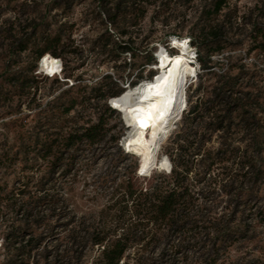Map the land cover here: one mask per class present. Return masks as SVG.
I'll use <instances>...</instances> for the list:
<instances>
[{
    "label": "rangeland",
    "instance_id": "rangeland-1",
    "mask_svg": "<svg viewBox=\"0 0 264 264\" xmlns=\"http://www.w3.org/2000/svg\"><path fill=\"white\" fill-rule=\"evenodd\" d=\"M55 1L0 0V264H100L97 259L103 245L95 244L96 238L106 236L110 243L125 233V204L117 200L125 195L128 179L133 177L135 185L145 187L158 179L151 175L166 172L155 168L147 175L148 178L142 177L138 174V167L144 163L143 155L125 151V138L136 136L145 141L144 132H149L159 116L145 107L137 108L138 97L132 93L133 89L137 90L141 83L149 80L150 74H158L153 62L146 64L138 76H134L149 57L158 60L157 56L170 47L166 42L170 32L177 30L182 34L180 39L184 45L186 41L190 43L186 30L199 12L198 5L187 9L188 25L180 30L175 24H162L159 18L153 20V10L145 18L136 16L129 24L125 16L117 17L111 3L115 0H72L61 9H53ZM256 2L234 0L240 14L246 12L247 15L250 14L248 7H253ZM121 10H125V2ZM250 21V18L239 19L237 38L251 27L246 23ZM34 24L41 26L40 32L45 27V31L61 34L66 49L73 50L60 58L62 66L66 65L68 71L74 72L71 79L64 78V72L60 73L61 66L59 72H52L58 74L54 78L44 77L39 73L45 71L42 59L34 72L36 81L31 86H19L18 80L14 81L16 77L26 76L29 73L27 69L33 65L34 51L29 48L19 53L17 46L31 36ZM125 30L129 31L126 36L122 35ZM108 33L118 42L129 41L136 48L135 57L124 52L119 60H108L102 53L104 45L111 48L107 41ZM186 47L177 45L179 52L172 56L181 55L184 64L177 87V106L183 103L186 112L196 102L200 104L190 117L191 158H211L210 150L224 146L226 150L223 149L225 155L222 156L226 160L219 166L215 165L214 172H224L227 176L239 174V159L256 156L251 132L244 127L247 122L243 123L238 115L240 108L233 111L229 129L214 131L212 124L239 97L251 98L256 94L257 86L264 88V54L258 55L256 51L246 54L248 43L234 50L228 47L213 56L214 67L209 72L203 70L197 60L186 62L197 52L192 44ZM256 63L263 70V79L252 74ZM116 72H124V75L134 72L129 80L121 83L125 90L123 95L112 99L116 112H105L108 98L98 96L91 101L81 98L80 84H92L105 74ZM80 76L83 79H78ZM231 77L235 79L231 81L233 90L229 91L224 86ZM190 95L191 102L187 105ZM72 104L74 107L67 111ZM248 107L258 108L257 105ZM135 109L137 116L134 115ZM181 110L172 116L167 134H163L158 143L152 160L154 165L157 158L167 155L169 148H176L169 135L173 122L182 114ZM259 115L264 116L262 113ZM100 117L107 123L108 130L98 142L79 143L69 152L55 146L44 151L42 143L48 146L51 142L56 144L64 132L80 129V126ZM199 146L202 148L196 154ZM258 158L264 161V152ZM33 165L34 168L31 167ZM228 203L232 207L225 210ZM261 203L254 204L252 200L245 206L240 205L236 222L243 226L249 224V229L255 225L257 231L262 232L264 226L256 223L253 214ZM218 204L215 205L218 215L224 211L231 215L236 213L233 210L236 202H231L230 196ZM178 243L179 239H176L171 244L161 242L148 249L132 247L126 254L157 257L173 253L174 245ZM237 249L238 245L231 249L235 257L243 247ZM208 253H211L209 246H198L196 249H184L181 255L197 257ZM121 264L125 263L121 261Z\"/></svg>",
    "mask_w": 264,
    "mask_h": 264
},
{
    "label": "trees",
    "instance_id": "trees-1",
    "mask_svg": "<svg viewBox=\"0 0 264 264\" xmlns=\"http://www.w3.org/2000/svg\"><path fill=\"white\" fill-rule=\"evenodd\" d=\"M69 1L72 0H56L52 3V7L61 9ZM123 2H125V10H121ZM111 3L112 8L117 11V17L125 16V21L129 24L133 23L136 16L145 18L150 10H153V20L159 18L162 24H175V27H179L180 30L188 25L189 18H187L186 10L198 5L199 12L186 31L190 37V44L196 47L197 60L203 70L212 71L213 56L228 47L234 50L248 43L246 54L252 51H256L258 55L264 54V0H257L253 7H248L249 15L246 12L240 14V8L234 0H115ZM241 18H250L251 21L246 23H250L251 27L245 29L239 36L240 38H237ZM40 28V25L34 24L31 36L17 46L19 53L29 48L35 53L33 65L27 69L29 73L26 76L14 78V81L16 79L20 83L19 86L32 85L36 81L34 72L42 59V68L52 74L59 70L60 60L63 59L65 53L73 51L66 49V43L61 34L45 31V27L40 32ZM128 34V30L122 32V35ZM168 35L166 42L170 47L163 48L164 53L157 56L159 61L155 56L154 60L149 57L148 62L142 65L134 77L138 76L146 64L151 62H153L152 65L165 64L174 53L179 52L176 50L177 46L174 44L171 46V44L173 40L181 38L182 34L174 30ZM148 39L149 36L145 38V41ZM107 41L111 43V48L104 45L102 53L108 60L117 61L124 52H129L135 57L136 48L129 41L118 42L111 33H108ZM66 69V65L63 66L60 73L64 72V78L71 79L75 74ZM262 71L260 64L256 63L252 74L261 79ZM39 73L46 78H54L58 75L50 76L48 73ZM132 73L128 72L126 75L124 72L107 73L98 82L80 84L78 91L81 92L83 100L91 101L98 96L108 98L109 103L105 104L104 110L107 113H113L117 110L112 99L123 95L125 90L123 91L121 83L129 80ZM156 74V72L150 74L148 79H154ZM78 79L83 78L80 76ZM234 79L235 77H231L229 83H225L224 89L228 87V90L232 91L231 81ZM255 91L256 94L251 98L239 97L238 101L224 110L223 115H219L218 120L212 124L214 131H220L225 127L229 129L231 123L228 122L231 121L233 111L240 108L238 115L243 123L247 122L244 127L249 128L251 132L252 147L256 156L240 158V172L232 176L224 175V172H214V166H219L226 160L222 156L225 155L224 146L210 150L211 158H191L190 117L198 110L200 104L196 102L186 112V109L183 110V103L178 105L177 110L182 109L183 111L181 116L173 122L171 128L173 130L169 135V139L176 145V148H169L167 155L164 154L161 158H157L155 165L152 162L154 157L149 163H145L143 159L146 165L140 163L141 168L138 167V174L148 178L147 175L155 168L164 171L172 169L169 172L154 173L151 177L157 176L158 179L145 187L135 185L133 177L128 179L125 185V195L117 200L125 204V233L110 243L106 236L96 238L94 243L103 245L102 253L97 259L100 264H121V261L125 264H264V230L258 232L255 225L253 229H249V224L243 226L236 222L240 205L245 206L252 200L254 204L259 201L261 203L262 199L264 201V193H262L264 161L258 158V155L264 152V116L259 115L264 114V88L257 86ZM187 99L188 105L191 102V95ZM73 105L69 106L67 111H70ZM249 105H257L258 108L253 110L248 107ZM138 107L144 106L137 104ZM124 108L126 110L127 105H124ZM134 115L137 116V109ZM106 125L107 123L100 117L97 121L80 126V129L64 132L56 144L51 142L48 146L42 143V146L45 152L52 150L54 146L64 152H69L79 143L85 141L95 143L101 140L107 133ZM151 129L152 127L149 132ZM201 148L199 146L198 152L195 153L199 154ZM31 167L34 168V165ZM27 177L30 179L31 176ZM226 196L231 197V202H236L237 206L233 209L236 210L234 215L228 214V211L218 215L215 205H219L218 203ZM231 207L232 204L228 203L225 210ZM253 214L256 223L264 226V202L259 204ZM176 239H179L180 243L174 245L173 253H163L157 257L138 253L126 254L132 247L148 249L161 242L171 244ZM235 245L236 248L238 245L237 250L243 247L236 257L231 250ZM198 246H209L211 253L197 257L181 255L184 249H196ZM124 253L125 258H123Z\"/></svg>",
    "mask_w": 264,
    "mask_h": 264
},
{
    "label": "bare ground",
    "instance_id": "bare-ground-1",
    "mask_svg": "<svg viewBox=\"0 0 264 264\" xmlns=\"http://www.w3.org/2000/svg\"><path fill=\"white\" fill-rule=\"evenodd\" d=\"M178 40L179 41L175 40L173 44L175 45L176 42L179 47L188 48L186 47L187 41L186 45H184L180 38H178ZM186 62L189 63L191 61L188 58ZM162 66L166 67L155 77V79L141 83V86H139L137 90H132L134 96L138 97L137 101L139 104L159 114L149 132V135L148 130L144 132L145 139L148 138L147 141H143L136 136L125 138V146L128 152L142 154L145 163L151 162L152 158L155 156L156 150L158 149V143L161 142L160 140L162 139L163 134H165L168 129L170 119L178 108L177 103L179 100L177 96V87L184 67L183 57L181 55L172 56L168 63L166 62L164 65L162 64Z\"/></svg>",
    "mask_w": 264,
    "mask_h": 264
},
{
    "label": "built area",
    "instance_id": "built-area-1",
    "mask_svg": "<svg viewBox=\"0 0 264 264\" xmlns=\"http://www.w3.org/2000/svg\"><path fill=\"white\" fill-rule=\"evenodd\" d=\"M194 55V54H193ZM192 60L194 61V62H196V60H197V56L196 55H194L193 57H192ZM198 61V60H197ZM60 66H61V71H62V68H63V66H62V62H60ZM52 76L53 75H55V74H51ZM125 151H127L128 152V150H127V148L125 147ZM128 153H130V152H128ZM171 167H172V165H171ZM171 169L172 168H170L169 170H166V171H171Z\"/></svg>",
    "mask_w": 264,
    "mask_h": 264
},
{
    "label": "water",
    "instance_id": "water-1",
    "mask_svg": "<svg viewBox=\"0 0 264 264\" xmlns=\"http://www.w3.org/2000/svg\"><path fill=\"white\" fill-rule=\"evenodd\" d=\"M117 98H119V97H117ZM114 104V103H113ZM115 105V104H114Z\"/></svg>",
    "mask_w": 264,
    "mask_h": 264
}]
</instances>
